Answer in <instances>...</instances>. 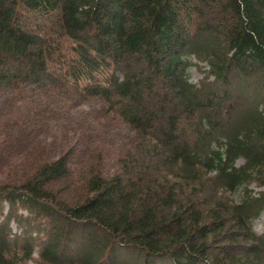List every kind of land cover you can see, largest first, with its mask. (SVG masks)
<instances>
[{"label":"trees","instance_id":"16d2710c","mask_svg":"<svg viewBox=\"0 0 264 264\" xmlns=\"http://www.w3.org/2000/svg\"><path fill=\"white\" fill-rule=\"evenodd\" d=\"M22 84L107 102L133 148L72 199L70 152L0 184V264H264V0H0Z\"/></svg>","mask_w":264,"mask_h":264},{"label":"rangeland","instance_id":"374dc122","mask_svg":"<svg viewBox=\"0 0 264 264\" xmlns=\"http://www.w3.org/2000/svg\"><path fill=\"white\" fill-rule=\"evenodd\" d=\"M188 74L194 83L202 76L193 67ZM133 137L134 130L99 98L25 84L0 90V184L23 181L40 164L70 152L61 194L72 199L85 192L91 172L109 178L119 170ZM238 197L236 192L233 199ZM252 227L264 231V213ZM36 260L34 253L28 264Z\"/></svg>","mask_w":264,"mask_h":264}]
</instances>
